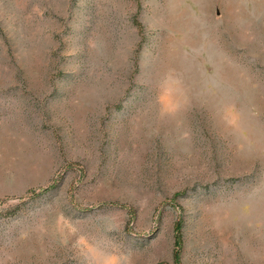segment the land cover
Here are the masks:
<instances>
[{
    "label": "rangeland",
    "instance_id": "obj_1",
    "mask_svg": "<svg viewBox=\"0 0 264 264\" xmlns=\"http://www.w3.org/2000/svg\"><path fill=\"white\" fill-rule=\"evenodd\" d=\"M0 264H264V0H0Z\"/></svg>",
    "mask_w": 264,
    "mask_h": 264
},
{
    "label": "trees",
    "instance_id": "obj_2",
    "mask_svg": "<svg viewBox=\"0 0 264 264\" xmlns=\"http://www.w3.org/2000/svg\"><path fill=\"white\" fill-rule=\"evenodd\" d=\"M178 241H179V240H177V244H179ZM174 260H175V262H177V252H176V251L174 252Z\"/></svg>",
    "mask_w": 264,
    "mask_h": 264
}]
</instances>
